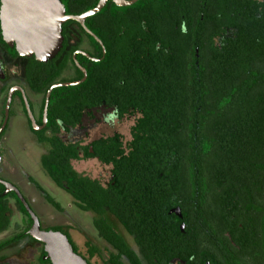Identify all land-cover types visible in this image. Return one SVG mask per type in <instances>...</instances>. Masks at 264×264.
Listing matches in <instances>:
<instances>
[{"label":"trees","instance_id":"16d2710c","mask_svg":"<svg viewBox=\"0 0 264 264\" xmlns=\"http://www.w3.org/2000/svg\"><path fill=\"white\" fill-rule=\"evenodd\" d=\"M60 1L70 15L99 2ZM85 24L102 40L106 54L78 22L63 24L64 32L76 25L94 47L91 55L103 60L95 63L79 55L88 73L85 82L51 94L49 123L38 133L46 145L41 165L48 177L81 211L94 214L98 236L118 250L117 257L124 255L133 264L140 261L112 219L134 238L150 264H169L179 256L182 223L193 238L182 257L187 264H264V3L138 0L118 7L109 2ZM67 40L53 61L27 59L25 81L44 95L42 110L53 84L83 78L73 61L78 45L67 50ZM0 49L19 58L3 40L1 28ZM70 65L78 76L63 78ZM103 103L117 105L122 116L141 114L127 145L118 135L86 148L85 158L112 166L106 184L75 170L80 145L58 135L61 125L80 123L84 112L93 118V109ZM29 181L61 210L39 183ZM3 191L1 187L0 233L12 224ZM8 197L16 200L25 219L22 228L17 225L18 231L0 242V251L25 240L37 243L28 234L33 222L25 207L16 195ZM176 208L183 221L170 214ZM46 230L62 232L81 256L62 226ZM88 247L90 258L99 253L97 246ZM44 256L43 251L40 264H51Z\"/></svg>","mask_w":264,"mask_h":264},{"label":"rangeland","instance_id":"374dc122","mask_svg":"<svg viewBox=\"0 0 264 264\" xmlns=\"http://www.w3.org/2000/svg\"><path fill=\"white\" fill-rule=\"evenodd\" d=\"M73 31H77L75 27ZM72 31V32H73ZM74 39L72 42L74 43ZM1 58L4 60L6 72L10 74L14 81L19 82L25 89L28 90L27 84L23 77V61L18 59L17 62H11L3 50L0 49ZM9 79V80H10ZM29 91V90H28ZM6 94L0 93V123L2 122V115L4 109ZM34 101L42 100V96L36 97L32 95ZM14 108H11L8 125L10 126L0 142L1 152H5L7 166L14 173L10 177L21 183L23 194L29 197L30 205L35 214L42 221L43 228H50L62 226L64 230L68 231L73 242L77 246L79 253L90 259L93 264H98L100 260L97 257L90 258L87 253V245L93 244L100 246L97 239V232L93 226L94 214L90 212L81 211L75 204L74 199L66 191L58 188L55 183L43 171L41 166V157L46 153V147L33 137L27 127L25 117L16 116ZM95 119L85 118L84 125L89 130V138L85 143H89L100 137L101 134L110 135L115 131L122 133L125 136V142L130 140V130L133 121L128 120L123 123H114L108 125H96V119L99 114L94 112ZM79 135L76 136L78 138ZM73 167L78 173L89 175L92 179H98L103 184L110 178V166L101 165L96 160L74 161ZM33 178L39 183L47 193H49L55 201H57L61 210L55 209L48 204L43 198L42 194L29 181ZM12 219L11 227L0 234V241L7 239L15 234L18 230L17 225L22 228V216L15 206L14 202L11 204ZM102 246H106L105 243ZM41 246L33 244L28 240L20 244L10 247L0 254V263L3 264H40L38 258L41 253Z\"/></svg>","mask_w":264,"mask_h":264},{"label":"flooded vegetation","instance_id":"af4514ba","mask_svg":"<svg viewBox=\"0 0 264 264\" xmlns=\"http://www.w3.org/2000/svg\"><path fill=\"white\" fill-rule=\"evenodd\" d=\"M127 1H130V0H127ZM252 1L259 2L261 4L264 3V0H252ZM99 2H100V0H99ZM99 2H98V4H99ZM109 2H112L113 4H115L118 7H128V6H131V5H128V6H119L113 0H108L106 2L105 6L101 10H103L107 6V4ZM65 10H66V8H65ZM86 12H88V11H86ZM67 15H70V14H67ZM80 15H82V14H80ZM86 20H87V18H86ZM86 20H85V23H86ZM78 24L82 27V29L86 32V34H88L89 36H91L92 38H94L95 41L98 42L101 45L102 50H103V54L105 56L106 50H105V47H104V45L102 43V40L96 34H94L86 26V24H84V25H85L86 29L88 31H90V33L88 31H86V29L80 23H78ZM75 27L77 28V31H73V29ZM91 33L93 35H91ZM65 34H66V36L68 38V40H67V42H68V48H67V50H70V48L78 45V48L73 53V61H74L75 67L80 72H82L83 78L80 79V80L59 81V82H57V83H55V84H53L51 86V88H50V89H52L51 94H52V92H53L54 89H57V88H60V87L77 86V85L81 84L82 82H85V80H86V78L88 76V73H87V69L84 66H82L80 64V62L78 61L77 57L79 55L80 56H83L85 58H88L89 60H91L92 62H95V63L101 62L103 60L102 57L99 58V57H95V56H92L91 55L93 53V50H94L93 48L94 47L89 42L88 38L85 37V36H83L82 33H80V31H79V29H78V27L76 25L75 26H69L66 29L65 32H64L63 25H62V35H63L64 41H63L62 48H61L60 52L58 53V55L62 52V50L64 48V42L66 41ZM74 39L76 41L73 43L72 41ZM1 50H3L4 55H6V57L11 62H17L18 59L24 60L23 61V63H24L23 64V77H24V81H25V67L27 65V59H30V58L19 56V58L13 59V58H11L8 55L7 51H5L4 49H1ZM58 55L54 59L49 60V61L55 60L58 57ZM63 55H64V53L59 57V59L57 60V62H59L60 60H62ZM0 58H1V54H0ZM49 61H47V62H49ZM37 62H40V61H37ZM47 62H40V63H47ZM0 66H1V72H2V73L0 72V93H2V94L5 93L6 94V98H5V100H6L8 98L9 92L12 89H16L15 92H14V94H13V97H12V102H11V105H10V111H11V108L13 107L14 108V111H15L14 117H16V116H23V117H25L26 122H27V127L29 129L30 134L33 137L36 138V140L38 141V143H40L39 142V134L38 133H41L42 131L46 130V127H47V125L49 123V120H48V109H49V105H48V109H47V115L45 117V102H46V95H47V93H48V91L50 89L45 94L44 108L42 110L41 107H42V102H43V99H44V95L42 93L41 94L40 93H36L35 91L31 90L29 88V86L27 85V88L29 90L28 91L19 82L14 81L13 79H10L11 76H10L9 73L6 72V68H5V64H4V60L3 59H0ZM82 69H84L86 71V74H84V72L82 71ZM77 76H78L77 70L75 68H73L71 65L68 67L67 70H65L63 72V78L72 79V78L77 77ZM84 78H85V80L84 81H81ZM66 83H70V85H68V86L62 85V84H66ZM72 83H77V84H72ZM122 83H124V82H122ZM56 85H62V86H56ZM54 86H56V87H54ZM19 89H21V90H19ZM32 95L33 96L35 95L36 97L42 96V100L41 101H38V99H37L36 101H34L33 98H32ZM50 99H51V96H50ZM25 100H27V102H28L29 110L31 112V115L33 117L34 122L30 119V117L28 115V111H27V108H26ZM6 102H7V100H6ZM49 104H50V101H49ZM5 107H6V104H5L4 109H3V112H2L3 113V115H2L3 119H2V122L0 123V127L2 126L3 121H4V118H5ZM10 111H9V118H10ZM92 112H93V118L92 119H95L94 112H97L99 114V118L96 119V121H97L96 122V125L101 124L103 126V125H108V124H114V123H117V122L118 123H123L124 121H128V120L133 121V125H132L131 130H130V140H129V142H131L133 140L132 129L136 125L137 121L141 117V114L139 112H137L135 114L129 113V114H125V115L122 116L121 113H120V111H119V108L117 107V105H114V106L109 107L105 103H103L102 105L94 108ZM85 118H91L87 112H84L83 113V115L81 117L80 123H77L75 126H71V125L70 126L69 125H61L62 128H61L60 132L58 133V135L66 143H73V144H79L80 145V148H81V151H80L81 159L76 160V161H84V162H86L88 160H96L101 165H104L96 157L85 158L86 148L90 147L92 145V143L95 142V141H101V140L108 139L110 137H114V136H118V135L121 137V139H122V141H123V143L125 145H127L129 142H125V136L122 133H120L118 131H115L113 134H110V135L109 134L108 135L101 134L100 137H97L95 140H92L91 142H89V143L86 144L85 141L89 138L90 135H89L88 128L84 125V119ZM45 120H46V122H45ZM8 122H9V120H8ZM9 127L10 126L7 123V126L4 129V131L2 132V134L0 135V138L2 136L3 137L5 136V134H6V132H7V130H8ZM67 127H69L68 128V131L66 130ZM46 133H47V131H46ZM77 135H79L78 138H76ZM2 138L0 139V142H1ZM40 144H42V145H44L46 147V145L44 143H40ZM46 152H47V150H46ZM89 152L91 154H93V148L92 147L89 149ZM4 154H5V152H1V150H0V180L2 181V182H0V188L1 187L4 188V191L1 193L2 199L3 200H6V202L9 204L10 207H11V204H13V202H14L15 206L17 207L16 200L13 197H8V195L9 196L12 195V194L16 195L14 191L7 192V187L4 185V183H9V184H11L12 186H14L15 188L18 189V191L26 199L27 203L29 204L30 208L32 209V207L30 205V202H29V200H31V199L23 194V191H22V186L23 185L21 183H19L18 181H16L15 179H13L12 177H10V175L11 174H14V173L7 166V163H6L7 162L6 155H4ZM104 166H110V165H104ZM112 170H113V168H112V166H110V178H109V180L107 182H105V184L110 181L111 174H112ZM43 171L45 172L44 169H43ZM84 175L85 176H89L87 174H84ZM176 209H179V208H176ZM21 216H22L21 220L24 221L25 217H23L22 214H21ZM178 218H180V220L183 221L184 216L182 215V213H181V217H178ZM112 220H113L112 221V224H113L116 232L123 237L124 241L126 242V244L129 247V249L132 250V252L137 256L138 261H140V264H150L149 262L146 261L144 255H143V252L140 250V247L137 246V244L135 243L134 238L128 233V231L118 221H116L115 219H112ZM40 223H41L42 229H44L41 220H40ZM46 229H48V228H46ZM180 229H181V233L178 236L177 244H179L180 246H182V249L180 248V253L178 251L179 256L176 257L169 264H187L186 261L184 259H182V257L186 255L187 251H185V247L186 246L187 247L190 246V243H192L191 241H193V238L190 237L191 234L188 233L187 226L185 224L182 223V225L180 226ZM3 232H5V231H3ZM3 232H1V233H3ZM97 239H98L99 244H100V246H97L98 249H99V253H97V255H95V257H97L100 260V262L98 264H112L111 262H108V260L110 258V252L113 253L115 255V257H116L115 258L116 263H114V264H133L129 260V258L126 257V256H124V255H122L120 257H117L119 255L118 254V250H115L111 246H109L100 236L97 235ZM36 242L37 243H33V244H39L42 247L41 248L40 256L38 258V261H40L42 252L44 251V246H43V244L39 243L38 241H36ZM103 243H105L106 246H102ZM5 250L0 251V254L2 252H4ZM87 253L89 255V247H88V245H87ZM81 256L84 257L85 260L86 259L89 260V262L86 260L88 264H93L90 261L89 258H87L86 256H84L82 254H81ZM45 257H46V253H45V256L43 257V260H47V259H45ZM0 264H3V263H0ZM207 264H209V263H207Z\"/></svg>","mask_w":264,"mask_h":264},{"label":"water","instance_id":"95a60500","mask_svg":"<svg viewBox=\"0 0 264 264\" xmlns=\"http://www.w3.org/2000/svg\"><path fill=\"white\" fill-rule=\"evenodd\" d=\"M107 1L100 0L96 8L82 15H67L65 7L60 0H0V28L3 40L9 47L15 48L19 56L27 58L34 57L37 61L47 62L54 59L62 48L64 41L62 25L69 20H74L86 29L84 25L86 18L100 12ZM113 1L119 6H128L136 3L138 0ZM86 31L88 30L86 29ZM88 32L90 33V31ZM91 35L93 34L91 33ZM82 71L86 74L84 69ZM84 80L85 78L81 81ZM62 85L68 86L70 83ZM15 90L12 89L8 94L5 118L0 127V135L6 128L9 120L10 105ZM51 91L52 89L46 95L45 117L47 115ZM25 104L28 115L34 122L27 100H25ZM0 182L2 181L0 180ZM4 185L7 187V192H15L31 217L33 223L28 234L43 244L46 253L45 259L49 260L51 264H88L82 256L74 252L73 246L66 235L59 231L42 229L40 219L30 208L26 199L17 188L9 183H4ZM170 214H176L181 217L180 209H173ZM40 234L45 237H41Z\"/></svg>","mask_w":264,"mask_h":264},{"label":"bare ground","instance_id":"6f19581e","mask_svg":"<svg viewBox=\"0 0 264 264\" xmlns=\"http://www.w3.org/2000/svg\"><path fill=\"white\" fill-rule=\"evenodd\" d=\"M41 237H45L44 235L40 234Z\"/></svg>","mask_w":264,"mask_h":264}]
</instances>
